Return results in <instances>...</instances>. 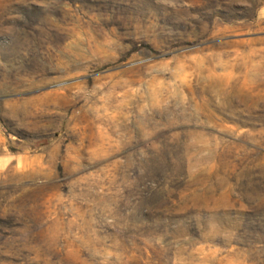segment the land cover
Returning a JSON list of instances; mask_svg holds the SVG:
<instances>
[{
	"label": "rangeland",
	"instance_id": "obj_1",
	"mask_svg": "<svg viewBox=\"0 0 264 264\" xmlns=\"http://www.w3.org/2000/svg\"><path fill=\"white\" fill-rule=\"evenodd\" d=\"M0 264H264V0H0Z\"/></svg>",
	"mask_w": 264,
	"mask_h": 264
}]
</instances>
